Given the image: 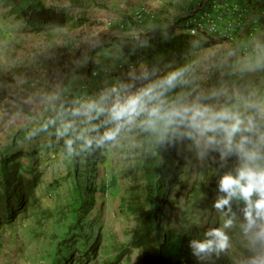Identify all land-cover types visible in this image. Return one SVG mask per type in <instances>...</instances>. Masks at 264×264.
Returning a JSON list of instances; mask_svg holds the SVG:
<instances>
[{"label":"trees","instance_id":"obj_1","mask_svg":"<svg viewBox=\"0 0 264 264\" xmlns=\"http://www.w3.org/2000/svg\"><path fill=\"white\" fill-rule=\"evenodd\" d=\"M0 7L4 8L6 16L32 29L57 28L69 20L75 21L69 6L46 4L41 0H0ZM183 19L179 17L164 25L137 28L134 33L118 39L117 61L109 76L120 85L117 88L121 95L158 80L171 69L184 65L186 57L193 52L217 43L187 33ZM228 51L236 52L237 47L230 45ZM239 55L235 57L237 61L241 60ZM233 63L234 58L229 55L221 71L215 67L211 75L173 90L168 97L173 99L178 94L190 92L187 99L191 100L198 94L224 90L223 84H228L230 92L223 99L231 97L234 101V88L243 97L261 99L260 90L250 92L251 87L246 84L247 79L239 70L238 62L235 63L236 69ZM129 64L138 65L132 77ZM146 72L151 74L148 80L143 79ZM76 101L74 92H67L50 117L57 118V115L76 107ZM61 118H57L58 126ZM137 132L140 142L137 155L130 158L123 169L122 176L128 179V183L124 186V195L118 198L119 214L133 220L129 238L122 244L108 240L103 225L91 217L97 202L96 194L100 190L99 165L104 162L105 153L113 142L83 152L79 151L77 143L74 148L79 155H73L65 145L66 138L52 132L46 147L53 146L62 152L65 172L48 183L55 201L47 206L37 195L44 173L39 168L37 149L43 144H36L37 147L26 151L1 152L0 250L5 246L4 232L11 230L13 239L10 242L16 253L22 249L20 255L23 258H13L8 254L5 264H15L18 260L23 264H89L92 261L98 264H131V251L134 249L139 255L137 264H225L217 259L206 261L204 252L196 255L190 242L199 240L194 237L197 235L172 226L181 191L187 186L194 166L195 141L171 136L160 140L138 126ZM218 179L206 180L203 184L205 195L214 204L219 199H229L227 205L218 208L222 213L233 215L239 212L240 205L235 204L228 192L220 189ZM200 188L196 178L189 190L197 194ZM25 220L31 226L24 228L22 222ZM8 249L7 246L5 250Z\"/></svg>","mask_w":264,"mask_h":264},{"label":"rangeland","instance_id":"obj_2","mask_svg":"<svg viewBox=\"0 0 264 264\" xmlns=\"http://www.w3.org/2000/svg\"><path fill=\"white\" fill-rule=\"evenodd\" d=\"M46 4L65 5L71 8L73 20L57 28H29L21 22L4 14L0 7V153L3 151H24L37 147L39 168L43 170V180L37 195L44 206L55 201L48 183L64 174L62 152L53 146L46 147L52 132L57 133L56 117H50L61 99L69 91L74 92L75 104L99 98L102 93L120 87L110 78L118 56V39L130 35L137 28L164 25L184 17L194 0H41ZM81 15V16H80ZM255 46V45H254ZM258 46V47H257ZM259 56L260 44H257ZM230 45L223 42L199 49L186 57L184 65H193L194 73L189 77L202 79L211 75L215 67L221 71L225 59L230 55L243 67L255 62L254 55L240 56L239 49L229 52ZM239 53V54H238ZM239 55L243 60L237 61ZM225 67V66H224ZM263 70V69H262ZM95 72V74H94ZM136 69L129 71L130 77ZM246 84L253 88L259 86L261 69L243 72ZM229 94V85L223 84ZM241 93L233 89L236 100ZM56 120L50 124V120ZM48 125L45 127V125ZM137 126L126 127L105 153V160L99 165V192L91 217L103 225L108 240L119 244L128 240L133 225L132 219L119 214V196L124 195L128 179L122 176L129 159L137 155L139 137ZM195 162L191 169L187 186L181 191L178 210L172 219V226L189 230L197 239L205 240L211 236L206 233L214 228H223L229 237L226 250L204 252L206 261L217 259L225 264H264V217L256 215L253 207L251 223L246 216L249 202L239 192L231 195L239 212L233 215L222 213L205 195L203 190L207 179L220 178L226 173L235 174L243 161L236 155L222 157L220 151L194 144ZM26 161V157L23 156ZM190 163V161H189ZM202 188L197 194L189 190L195 179ZM199 186V184H197ZM51 191V192H50ZM51 193V194H50ZM195 197V198H193ZM257 196L252 197L254 202ZM185 211V212H182ZM181 216V220L179 217ZM231 220L228 227L225 221ZM25 227L31 226L25 220ZM11 230H6L4 248L0 254V264H5L9 256L22 259L21 250L17 253L12 241ZM204 236V237H203ZM205 238V239H204ZM7 246L10 248L5 250ZM20 255L21 258H18ZM138 251H131V264H137ZM15 264H23L19 260ZM89 264H98L92 261Z\"/></svg>","mask_w":264,"mask_h":264},{"label":"clouds","instance_id":"obj_3","mask_svg":"<svg viewBox=\"0 0 264 264\" xmlns=\"http://www.w3.org/2000/svg\"><path fill=\"white\" fill-rule=\"evenodd\" d=\"M264 69V56L241 67V72ZM193 65H181L165 73L134 92L121 95V90L112 88L99 98L91 99L61 113L57 135L65 137L69 153L102 148L116 142L128 126H138L143 132L163 140L169 136L190 139L205 148L220 151L221 156L236 155L243 161L235 174L226 173L220 178L219 187L229 197L239 192L249 202L246 216L251 223L252 209L264 217V99L237 96L235 102L226 90L198 94L188 100V93L170 99L168 93L191 83ZM150 73L143 79L148 80ZM55 124L56 120H50ZM48 125L46 124L45 127ZM103 128L101 132L100 129ZM256 195L257 199L252 201ZM228 198L219 199L216 208H223ZM231 220L225 221L228 227ZM214 239L192 240L191 246L199 253L224 250L229 237L223 228H214L206 233Z\"/></svg>","mask_w":264,"mask_h":264},{"label":"built area","instance_id":"obj_4","mask_svg":"<svg viewBox=\"0 0 264 264\" xmlns=\"http://www.w3.org/2000/svg\"><path fill=\"white\" fill-rule=\"evenodd\" d=\"M182 24L190 35L235 45L247 56L254 51L250 42L264 30V0H194Z\"/></svg>","mask_w":264,"mask_h":264},{"label":"crops","instance_id":"obj_5","mask_svg":"<svg viewBox=\"0 0 264 264\" xmlns=\"http://www.w3.org/2000/svg\"><path fill=\"white\" fill-rule=\"evenodd\" d=\"M250 43L254 47V51H252L251 54H253V55L257 54V55H254V57H255L254 61H256L257 58L261 57V56L258 55V51H257V47L258 46H257V44H260V48L259 49H260L261 52L263 51L262 54L264 56V30H261L260 32H258L257 37L255 39H253ZM242 58H241V60H243ZM261 73H262V75L260 77L261 80L258 82L259 86L256 87V88H253V89L255 91H257V90L259 91L260 90L259 92L262 93V98L261 99H264V69L263 70L261 69Z\"/></svg>","mask_w":264,"mask_h":264}]
</instances>
